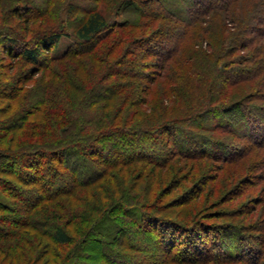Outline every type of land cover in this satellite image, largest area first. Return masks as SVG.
<instances>
[{
    "label": "trees",
    "instance_id": "1",
    "mask_svg": "<svg viewBox=\"0 0 264 264\" xmlns=\"http://www.w3.org/2000/svg\"><path fill=\"white\" fill-rule=\"evenodd\" d=\"M80 1L0 0V264H264V224L181 215L146 201L147 180L126 196L117 174L166 161L145 148L194 157L239 131L264 152V0ZM104 1L129 19L110 26ZM213 18L221 35L199 39ZM202 40L210 71L183 61Z\"/></svg>",
    "mask_w": 264,
    "mask_h": 264
},
{
    "label": "rangeland",
    "instance_id": "2",
    "mask_svg": "<svg viewBox=\"0 0 264 264\" xmlns=\"http://www.w3.org/2000/svg\"><path fill=\"white\" fill-rule=\"evenodd\" d=\"M79 3H81L80 0ZM102 4L105 7L110 26L114 22L117 24L119 20L129 19L130 11H128V9H123L120 4L117 7L114 3L110 5L108 1H104ZM155 6L156 4H154V6L153 4H141L143 10H145V8H154ZM232 12L236 13L237 7H233ZM207 20L208 21L203 25L211 24L203 26L204 28L199 31L201 36L198 37L199 39L203 37L209 41L207 37L211 36L207 34L211 32L216 38L218 35H221V26L216 18H213L212 21H209V19ZM246 36L249 35L246 34ZM70 37L71 36H64L60 38L58 44L59 50L68 43V40L72 39ZM195 47L201 49L203 55H199L198 60L193 61L184 58L183 61L188 64V67L190 66L192 68V65H194L199 71H210L211 64H206L204 62L205 60L203 61L204 53H206L204 50L207 49L206 41L204 42L202 40L201 43ZM211 48L213 51H216L221 48V45L216 43L215 40V42L212 43V47L209 46L208 50ZM239 53L245 52L240 51ZM142 61L146 64V67L141 69L142 72L156 73L160 71L156 65H152L154 62L153 58H145ZM12 65L15 66V64ZM18 68L23 69L24 67L16 65L12 72H10V75H14ZM32 68L34 67L29 66L24 69L31 71L33 70ZM260 89H264V86H261ZM254 101L257 103H264V100L255 99ZM166 103L171 105L170 101H166L165 104ZM173 103L176 106L179 105V102L176 100ZM150 110L152 111V109ZM167 117L168 115L163 118ZM192 129L195 131L194 127H192ZM197 133L201 135H213L211 132L209 134L207 130H200L197 131ZM216 137L223 138L224 136L219 134ZM228 141H231L229 147L223 146L220 149L218 147L215 148L206 145L201 150H192V152L196 154L194 157L181 154L178 155V152H174L176 150L173 149L171 145H169L166 150L161 151L156 148H145L147 153L153 156L152 158L159 160L166 157L167 159L164 163L160 164L136 162L118 167L117 174L122 178V185L127 188L125 192L127 194L126 196H132L134 193L136 195L142 194L141 185L144 184L138 182L147 180V186L151 190V194L146 199L147 202L159 204L166 203L172 207L180 205L179 208L176 209L181 210V215L183 214L185 216L184 211H188V214L189 211H191L192 214L206 215L204 221L210 223L217 224L226 222L236 224L237 221H240V223L247 224L248 221H257L258 225L261 226L264 224V169H256L257 166L255 165H260L257 164V162H261L260 158L264 152L261 153L258 148L255 149L254 147L251 149L244 147V144H248L249 139L246 135L242 136L241 131L229 138ZM240 141L242 143L244 142L241 144L243 146H235V143ZM234 149H243L245 151L243 153L244 156L241 154V158L237 159L238 164L233 162L225 163V161L220 160L223 157L227 158L231 156ZM247 149L250 151L246 153ZM182 151L188 152L183 148ZM126 153L131 154L133 152L127 149ZM259 174H262L260 178L255 177ZM92 187L98 189L99 186L98 184H94ZM131 188H133L132 191L130 190ZM136 195L134 196L137 197ZM181 203L183 204L181 205ZM116 212L117 209L114 213ZM241 212L244 214L240 216L239 214ZM124 217L125 215L121 214L118 216V219L123 220ZM126 219L129 221L128 218ZM247 231L252 233V230L247 229ZM255 233L259 235L261 231L256 230ZM252 242L255 243V241ZM38 264H43V261H39Z\"/></svg>",
    "mask_w": 264,
    "mask_h": 264
}]
</instances>
